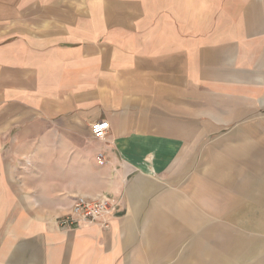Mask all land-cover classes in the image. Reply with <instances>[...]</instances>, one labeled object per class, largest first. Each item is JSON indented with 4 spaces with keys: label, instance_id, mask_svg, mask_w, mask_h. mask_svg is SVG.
Segmentation results:
<instances>
[{
    "label": "crops",
    "instance_id": "0c3cea01",
    "mask_svg": "<svg viewBox=\"0 0 264 264\" xmlns=\"http://www.w3.org/2000/svg\"><path fill=\"white\" fill-rule=\"evenodd\" d=\"M210 177L264 178V0H0V264H222Z\"/></svg>",
    "mask_w": 264,
    "mask_h": 264
},
{
    "label": "rangeland",
    "instance_id": "374dc122",
    "mask_svg": "<svg viewBox=\"0 0 264 264\" xmlns=\"http://www.w3.org/2000/svg\"><path fill=\"white\" fill-rule=\"evenodd\" d=\"M211 162L202 164L201 168L203 172H207L211 169ZM217 166L219 167V163ZM232 173H234V171H232ZM233 178L238 181L241 179L237 177ZM215 180V177L195 179L196 201L200 202V205L205 207L198 212L202 215L204 211V217L208 214L211 222L220 223V226L211 224L209 226L199 227L200 230H204V233H210L212 235L224 234V236L219 237L222 242H210L212 245H222L220 252L223 257L220 258V263L264 264V178H243L242 180L244 182L241 181V183L238 182V184L236 181V184L234 183L230 185V187H226V190L232 192L231 195L233 197H235L233 192L236 194L241 192L243 195L240 194L241 197L237 200L235 199L234 202L228 201L227 210L225 209L226 211L224 210L220 215H216L218 211L215 207L220 205L223 193L221 192V195L213 199L210 197L204 198V196L200 195L207 190L206 182L212 183L215 182ZM214 188L216 187L214 186ZM254 188L260 189L259 192L255 194L252 193L251 191ZM222 189L223 187H221V190ZM228 192L224 194V198L226 199L230 197V195L227 194ZM240 203L242 204L240 210L238 206L234 208V206ZM200 230L195 227V234H202ZM190 244V241L180 240V251L183 252L184 249L190 251ZM205 260L207 262L206 264L215 263L211 259Z\"/></svg>",
    "mask_w": 264,
    "mask_h": 264
},
{
    "label": "built area",
    "instance_id": "2783aa9c",
    "mask_svg": "<svg viewBox=\"0 0 264 264\" xmlns=\"http://www.w3.org/2000/svg\"><path fill=\"white\" fill-rule=\"evenodd\" d=\"M92 136L103 139L108 132L109 123L106 120H98L91 123ZM101 162V155L99 156ZM119 207V201L108 195H101L93 199L85 196H75L69 206L68 213L64 219L66 223H97L102 228L110 227V220Z\"/></svg>",
    "mask_w": 264,
    "mask_h": 264
},
{
    "label": "bare ground",
    "instance_id": "6f19581e",
    "mask_svg": "<svg viewBox=\"0 0 264 264\" xmlns=\"http://www.w3.org/2000/svg\"><path fill=\"white\" fill-rule=\"evenodd\" d=\"M219 193V192H218ZM226 194V193H225ZM210 195H212V194H210ZM223 197V196H222ZM231 197V196H230ZM234 198V197H233ZM228 199V198H227ZM219 200V199H218ZM232 201V200H231ZM222 205V204H221ZM220 207H222V206H220ZM229 210V209H228Z\"/></svg>",
    "mask_w": 264,
    "mask_h": 264
}]
</instances>
